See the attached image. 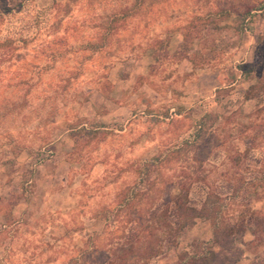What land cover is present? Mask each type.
I'll use <instances>...</instances> for the list:
<instances>
[{"label": "rangeland", "instance_id": "rangeland-1", "mask_svg": "<svg viewBox=\"0 0 264 264\" xmlns=\"http://www.w3.org/2000/svg\"><path fill=\"white\" fill-rule=\"evenodd\" d=\"M262 3L0 0V264L105 263L137 220L118 206L126 189L138 183L136 209H146L174 195L177 178L200 162L214 198L232 203L222 187L241 185L237 201L245 196L264 215V184L253 194L250 170L230 174L227 145H179L203 114L264 121V98L245 94L264 70ZM165 152L175 153L142 170ZM253 155L264 157V145ZM209 237L210 224L197 221L140 264H177L180 250ZM245 248L240 264H251L261 248Z\"/></svg>", "mask_w": 264, "mask_h": 264}, {"label": "trees", "instance_id": "trees-1", "mask_svg": "<svg viewBox=\"0 0 264 264\" xmlns=\"http://www.w3.org/2000/svg\"><path fill=\"white\" fill-rule=\"evenodd\" d=\"M23 1L20 0V3ZM263 8L264 3L259 5L258 10ZM247 15H250L249 11ZM236 28L240 32L247 30L243 18ZM238 69L244 77L249 74L241 65ZM256 81L245 94L248 96L255 90L257 96L264 98V70ZM235 82L234 78L228 79L225 86L217 89V94ZM216 102L220 106V99L217 98ZM231 124L235 126L234 129H228L227 125ZM231 132L236 134L232 137ZM204 138L206 142L214 140L215 147L227 145L226 147L233 151L234 154L228 156V163L235 167L230 169V174L237 175L241 168L250 170L246 185L248 188H254L253 194L258 193L255 186L262 188L264 184L261 182L264 178L258 177L264 175V157L253 154L261 144L264 145V121H256L255 118L253 121L242 123L238 122L234 115L203 114L194 121L191 136L182 140L179 145L197 150ZM241 139L245 143L240 150L237 148V142ZM176 148L175 152L179 154L180 147ZM175 152L161 153L149 161H143L142 170L146 172L151 166L166 160ZM202 163L200 162L199 167L194 166L191 173H185L177 178L174 195H169L146 209H136L138 203L134 200L140 190L134 193V189L138 183L133 188L126 189L125 196L118 206L124 205L128 209L136 210L137 220L131 222L122 240L119 239L112 244V251L108 253V259L103 264H140L142 261L154 259L164 253V248L176 245L178 238L194 227L197 221L210 224V237L207 240H192L176 254L177 264H240L246 257L245 247L248 244L256 249L261 248V252L253 255L251 264H264V215L260 210L253 209L245 196L241 198L242 201H237L243 188L241 185L226 184L224 188L222 187L226 192V201L232 203L223 204L220 199L214 198ZM204 164L207 165L208 162ZM144 174L147 178V173H142L141 177H144ZM144 192L143 195L151 193L149 188H145ZM194 193H204L205 198H194L192 197ZM229 206L236 208L235 212L239 214L226 215L225 210ZM246 235L251 237L248 242L244 239Z\"/></svg>", "mask_w": 264, "mask_h": 264}, {"label": "crops", "instance_id": "crops-1", "mask_svg": "<svg viewBox=\"0 0 264 264\" xmlns=\"http://www.w3.org/2000/svg\"><path fill=\"white\" fill-rule=\"evenodd\" d=\"M181 46V45H180Z\"/></svg>", "mask_w": 264, "mask_h": 264}]
</instances>
